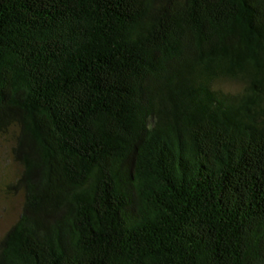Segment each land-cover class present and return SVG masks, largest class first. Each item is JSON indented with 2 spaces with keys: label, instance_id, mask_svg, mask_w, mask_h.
<instances>
[{
  "label": "trees",
  "instance_id": "trees-1",
  "mask_svg": "<svg viewBox=\"0 0 264 264\" xmlns=\"http://www.w3.org/2000/svg\"><path fill=\"white\" fill-rule=\"evenodd\" d=\"M8 136L0 264H264V0H0Z\"/></svg>",
  "mask_w": 264,
  "mask_h": 264
},
{
  "label": "rangeland",
  "instance_id": "rangeland-1",
  "mask_svg": "<svg viewBox=\"0 0 264 264\" xmlns=\"http://www.w3.org/2000/svg\"><path fill=\"white\" fill-rule=\"evenodd\" d=\"M226 88L235 85L222 83ZM12 140L8 137L0 138V238L5 234L9 227L18 217L21 198L19 196L5 197V186L8 181H13L19 172L17 164L13 163L11 157Z\"/></svg>",
  "mask_w": 264,
  "mask_h": 264
}]
</instances>
